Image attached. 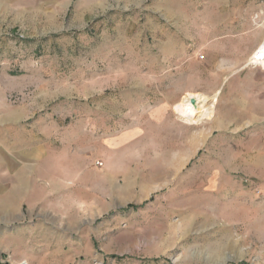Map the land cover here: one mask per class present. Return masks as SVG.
Instances as JSON below:
<instances>
[{
	"label": "rangeland",
	"instance_id": "rangeland-1",
	"mask_svg": "<svg viewBox=\"0 0 264 264\" xmlns=\"http://www.w3.org/2000/svg\"><path fill=\"white\" fill-rule=\"evenodd\" d=\"M262 43L264 0H0V264H264Z\"/></svg>",
	"mask_w": 264,
	"mask_h": 264
},
{
	"label": "bare ground",
	"instance_id": "bare-ground-1",
	"mask_svg": "<svg viewBox=\"0 0 264 264\" xmlns=\"http://www.w3.org/2000/svg\"><path fill=\"white\" fill-rule=\"evenodd\" d=\"M250 58H251V62L264 66V43H262V45H260L259 47L256 48L252 57H250ZM192 96H189L187 99H185L179 107V110L182 113V115L186 116L187 118H190V117L194 118L196 116L198 109L200 108L199 104L203 100L200 96H198V97L194 96L195 98H197V101H198V107H194L193 104L190 102V98H193ZM203 98H205V97H203ZM206 111H208V110H206ZM207 114H208V112H207Z\"/></svg>",
	"mask_w": 264,
	"mask_h": 264
},
{
	"label": "crops",
	"instance_id": "crops-1",
	"mask_svg": "<svg viewBox=\"0 0 264 264\" xmlns=\"http://www.w3.org/2000/svg\"><path fill=\"white\" fill-rule=\"evenodd\" d=\"M9 1H14V2H16L17 0H9ZM24 1H28V0H24ZM36 1H39L40 2V6H41V8H43V6H48V2H49V0H36Z\"/></svg>",
	"mask_w": 264,
	"mask_h": 264
},
{
	"label": "water",
	"instance_id": "water-1",
	"mask_svg": "<svg viewBox=\"0 0 264 264\" xmlns=\"http://www.w3.org/2000/svg\"><path fill=\"white\" fill-rule=\"evenodd\" d=\"M194 101V100H193Z\"/></svg>",
	"mask_w": 264,
	"mask_h": 264
}]
</instances>
